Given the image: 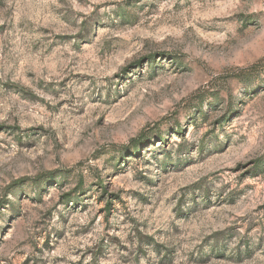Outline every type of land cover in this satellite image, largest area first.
<instances>
[{
  "label": "rangeland",
  "instance_id": "obj_1",
  "mask_svg": "<svg viewBox=\"0 0 264 264\" xmlns=\"http://www.w3.org/2000/svg\"><path fill=\"white\" fill-rule=\"evenodd\" d=\"M0 264H264V0H0Z\"/></svg>",
  "mask_w": 264,
  "mask_h": 264
}]
</instances>
